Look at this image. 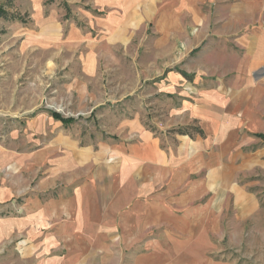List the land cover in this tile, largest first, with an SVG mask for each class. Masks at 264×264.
<instances>
[{
  "label": "crops",
  "instance_id": "1",
  "mask_svg": "<svg viewBox=\"0 0 264 264\" xmlns=\"http://www.w3.org/2000/svg\"><path fill=\"white\" fill-rule=\"evenodd\" d=\"M93 6L97 17L85 14L83 29L69 23L58 53L46 50L50 63L75 70L69 83L89 85L100 59H115L112 49L120 48L133 55L129 45L142 37L141 67L159 75L172 70L163 75L164 91L182 98L173 113L188 116L201 133L162 143L132 117L115 123L99 144L83 147L61 136L14 153L10 188L1 178L0 196L19 199L13 215L0 219V264H212L231 230L260 211L240 176L264 169V0H93ZM35 8L30 30L13 34L23 49L42 43L47 49L63 35L61 23L39 19ZM156 15L164 23L150 32ZM153 34L173 40L159 38L151 49L145 41ZM179 69L194 74L192 83ZM175 87L181 94L172 96ZM133 91L113 93L112 102Z\"/></svg>",
  "mask_w": 264,
  "mask_h": 264
},
{
  "label": "rangeland",
  "instance_id": "2",
  "mask_svg": "<svg viewBox=\"0 0 264 264\" xmlns=\"http://www.w3.org/2000/svg\"><path fill=\"white\" fill-rule=\"evenodd\" d=\"M35 7L38 8L39 19L50 17L61 23L63 28L62 37L53 41L47 49L45 43L39 49H23V40L19 36L13 38L15 31L21 34L30 30ZM1 8L8 13L6 16L0 14V184L1 178H4L6 186L10 188L8 179L14 175V153L24 154L41 149L53 138L61 136L72 138L83 147L99 144L114 131L115 123L131 120L132 117L140 120L162 143H173L175 136L182 133H197L196 123L188 116H176L173 113L182 98L174 99L164 91L168 83L163 80V75H168L172 70L165 69L159 75V69L141 67V53L145 48L142 37H135L132 45H129L133 47V55L121 53L120 48L112 49L115 59H100L89 85L69 83L76 74L75 70L56 69L50 63L53 55L46 50L58 53L61 49L59 41L64 39L69 23L83 29L86 25L85 14L92 19L97 17L93 0H0ZM159 19L156 15L155 19L149 21L147 28H150V32L161 28L160 24L163 25L164 20ZM87 28L89 26L84 30ZM89 31L94 35V29ZM159 38L173 40L154 35L148 37L145 43L151 49L157 48L155 44ZM156 55L151 50L148 59L153 61ZM194 55L188 59V65L196 60L190 62ZM105 63L113 68L107 67ZM178 72L184 71L179 69ZM183 74L185 81L192 83L190 79L194 74ZM87 88L91 90L88 95ZM177 89L182 88L175 87V91ZM131 90L134 91L123 102H112L113 93L120 98ZM177 93H180L179 90L172 96ZM87 97H90L91 102L81 100ZM100 103L102 105L95 109ZM51 112L71 121L67 124L55 121ZM111 127L113 129L110 131ZM261 137L264 139V135ZM2 158H5L4 162ZM240 177V183L257 197L260 211L244 228L231 230L229 243L225 241L211 254L212 264H264V169H255ZM18 199L7 195L2 201L0 196V219L4 213L13 215L14 201ZM1 206L6 208L1 211ZM232 226L236 227L233 221ZM239 232L242 233L238 238L236 233Z\"/></svg>",
  "mask_w": 264,
  "mask_h": 264
},
{
  "label": "trees",
  "instance_id": "3",
  "mask_svg": "<svg viewBox=\"0 0 264 264\" xmlns=\"http://www.w3.org/2000/svg\"><path fill=\"white\" fill-rule=\"evenodd\" d=\"M0 14L6 16V13L2 10V8L0 9ZM183 75H185V74H183ZM51 116L53 117V119H55V121H59L61 123L67 124L71 121L69 119L62 118L58 113H55V112H51ZM197 133H201V132L198 130Z\"/></svg>",
  "mask_w": 264,
  "mask_h": 264
}]
</instances>
